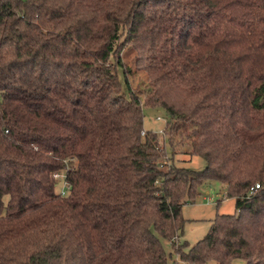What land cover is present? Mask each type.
Listing matches in <instances>:
<instances>
[{
    "label": "trees",
    "instance_id": "obj_1",
    "mask_svg": "<svg viewBox=\"0 0 264 264\" xmlns=\"http://www.w3.org/2000/svg\"><path fill=\"white\" fill-rule=\"evenodd\" d=\"M209 180L234 210L188 246L180 208ZM171 255L264 264V0H0V264Z\"/></svg>",
    "mask_w": 264,
    "mask_h": 264
},
{
    "label": "rangeland",
    "instance_id": "obj_2",
    "mask_svg": "<svg viewBox=\"0 0 264 264\" xmlns=\"http://www.w3.org/2000/svg\"><path fill=\"white\" fill-rule=\"evenodd\" d=\"M125 51L126 48L121 53L123 62L131 67V73L128 75L129 85L131 89L137 90L141 87L143 73L133 68L131 62L132 53H125ZM116 71L117 78L123 85L121 71L119 68ZM142 113V131L151 130L156 132L160 142H163V137H165L163 134L167 129L163 110L157 106H143ZM176 138L177 136H175ZM174 148L173 161L175 164L185 165L193 169H200L204 166L201 158L186 154L184 145L178 144ZM54 190L60 193H64L65 191V184L61 172L54 175ZM224 192V186L218 181L209 180L200 185L198 194H196L193 202L183 204L180 208V215L184 219V223L179 241H185L190 246L205 234L215 214L233 212L234 198L225 197ZM174 257L176 258L174 259L176 260L175 264H184L178 260L177 255H174ZM171 262L169 261L168 264H173V261ZM205 264L216 263L214 261H207Z\"/></svg>",
    "mask_w": 264,
    "mask_h": 264
},
{
    "label": "built area",
    "instance_id": "obj_3",
    "mask_svg": "<svg viewBox=\"0 0 264 264\" xmlns=\"http://www.w3.org/2000/svg\"><path fill=\"white\" fill-rule=\"evenodd\" d=\"M257 186H258V185L255 184V185H254V188H256ZM170 258H171V259H175L174 255H171Z\"/></svg>",
    "mask_w": 264,
    "mask_h": 264
}]
</instances>
